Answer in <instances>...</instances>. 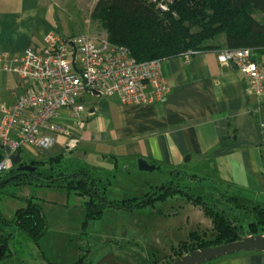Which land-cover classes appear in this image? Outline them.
<instances>
[{
    "label": "crops",
    "instance_id": "0c3cea01",
    "mask_svg": "<svg viewBox=\"0 0 264 264\" xmlns=\"http://www.w3.org/2000/svg\"><path fill=\"white\" fill-rule=\"evenodd\" d=\"M48 4L51 0H0V53L20 55L30 43L40 46L48 34L58 33L41 9ZM219 53L192 54L188 64L182 56L162 61L169 93L156 105L123 106L111 98L120 119L133 128L113 135L111 157L129 162L123 170L115 167L117 173L134 170L142 158L165 173L167 182L189 162L192 166L183 175L189 176L192 187L223 211L219 202L228 210L241 207L230 212L232 216L254 206L264 209V97L249 94L244 77L230 63L218 62ZM258 56L264 67V55ZM28 82L0 67V106L9 107ZM100 100L89 118L109 111ZM83 132L60 137L52 148L39 152H46L45 158L69 155L80 140L108 139L98 130L95 135ZM207 264H264V252L239 253Z\"/></svg>",
    "mask_w": 264,
    "mask_h": 264
},
{
    "label": "rangeland",
    "instance_id": "374dc122",
    "mask_svg": "<svg viewBox=\"0 0 264 264\" xmlns=\"http://www.w3.org/2000/svg\"><path fill=\"white\" fill-rule=\"evenodd\" d=\"M96 1L51 0V4H48L50 6L42 5L41 9L52 18L61 37L86 36L98 39L105 35L91 19ZM100 99L107 103L109 111H97L89 118L90 109ZM82 106L81 119L85 128L82 132L92 131L91 134L95 135L94 131L98 130L108 139L101 138L100 142L80 140L73 154L64 155L104 169L103 180L110 179L105 193L107 199L121 201L153 198L154 201L145 203L144 209L134 211L105 209L99 219L91 220L86 217L85 200L74 193L54 187L10 188L9 191L17 197H32L40 203L48 230L37 244L14 227H6L9 235L7 251L3 253L0 264H171L177 259L172 257L173 250L180 242L187 241L191 233L213 240L216 233L199 205L192 204L187 196L178 193L172 196L157 193V189L168 183L165 173L158 170L141 172L137 168L114 173L115 167L123 170L129 162L116 161L111 157L116 143L113 135L117 131L125 134L133 130L128 120L124 123L118 116L114 99L96 98L88 94L83 98ZM19 155L29 164L31 160L39 161L41 156L44 162V156L48 154L25 148ZM72 161L69 162L74 163ZM190 166L192 164L189 162L183 165L180 175L182 179L183 172L188 171ZM173 176L176 177V173ZM194 190L195 186L190 193L194 194ZM23 203L17 198L2 197L0 214L10 220L16 209L24 206ZM219 204L223 205L225 211H229L225 204ZM231 217L238 218L244 232L248 231L254 219L246 209Z\"/></svg>",
    "mask_w": 264,
    "mask_h": 264
},
{
    "label": "trees",
    "instance_id": "16d2710c",
    "mask_svg": "<svg viewBox=\"0 0 264 264\" xmlns=\"http://www.w3.org/2000/svg\"><path fill=\"white\" fill-rule=\"evenodd\" d=\"M159 5L165 8L160 9ZM91 19L104 32V38L110 45L124 48L138 62L165 61L188 52L249 49L253 60L259 63L258 55H264V0H97ZM4 154L0 147V160ZM29 164L34 167L33 171L20 172L15 167L0 179L11 178L7 185L0 188V200L11 197L24 202V206L17 208L10 220L0 214V245L5 247L9 238L6 227H14L37 244L48 230L40 203L32 197H17L9 191L10 188L54 187L74 193L85 200L86 217L91 220L99 219L105 209L134 211L144 209L145 203L154 201L153 198L107 199L105 193L110 179L103 180L104 169L63 154L46 158L44 162L41 159L31 160ZM156 191L162 196L175 193L189 195L188 200L202 208L216 233L213 240L191 233L187 241L180 242L173 250L172 257L175 259L201 248L235 242L242 237L264 235L263 208H245L254 219L248 231L244 232L238 218L230 215L241 207H235L230 212L223 211L208 203L200 193L194 191L193 195L187 194L177 184L170 186L168 183ZM151 193L154 195V191Z\"/></svg>",
    "mask_w": 264,
    "mask_h": 264
},
{
    "label": "built area",
    "instance_id": "2783aa9c",
    "mask_svg": "<svg viewBox=\"0 0 264 264\" xmlns=\"http://www.w3.org/2000/svg\"><path fill=\"white\" fill-rule=\"evenodd\" d=\"M191 55H181L184 64ZM217 60L244 77L249 94L264 97V67L249 49L221 51ZM0 67L30 82L9 107L0 106V147L5 151L0 179L17 167L13 157L23 149L48 150L60 137H79L86 95L115 98L123 106H153L169 93L162 61L138 62L106 38H63L53 32L20 55L0 53Z\"/></svg>",
    "mask_w": 264,
    "mask_h": 264
},
{
    "label": "water",
    "instance_id": "95a60500",
    "mask_svg": "<svg viewBox=\"0 0 264 264\" xmlns=\"http://www.w3.org/2000/svg\"><path fill=\"white\" fill-rule=\"evenodd\" d=\"M186 161H188V158H186ZM13 164L17 166V170L20 172L34 170V167L30 164L25 165L21 162L19 153L13 157ZM136 165L138 171L141 172H154L156 169L154 164L142 158L136 160ZM10 181L11 178L0 181V188ZM5 249L4 245H0V260L3 258ZM249 252H264V235L242 237L235 242L194 250L176 259L171 264H207L224 257Z\"/></svg>",
    "mask_w": 264,
    "mask_h": 264
},
{
    "label": "flooded vegetation",
    "instance_id": "af4514ba",
    "mask_svg": "<svg viewBox=\"0 0 264 264\" xmlns=\"http://www.w3.org/2000/svg\"><path fill=\"white\" fill-rule=\"evenodd\" d=\"M176 174H177V172H175ZM174 173V174H175ZM173 174V175H174ZM181 175V172H180V174L179 175H176V177H174L170 182H168V183H170V186H174V185H178L179 187H183L184 189H185V192H187V194H190V190L192 189V185L189 183V181H190V178H189V176H187L186 174H184V175H182L183 176V179H182V177L180 176ZM178 177H180V179L179 180H177L178 179ZM182 180H183V182H182ZM167 183V184H168ZM184 184L186 185V186H184ZM190 184V185H189ZM195 192H197L196 190H194ZM198 193V192H197ZM193 195V194H192ZM182 196H187V197H189V195H182ZM3 257H4V255H3Z\"/></svg>",
    "mask_w": 264,
    "mask_h": 264
}]
</instances>
